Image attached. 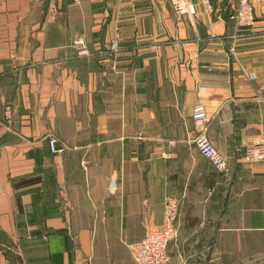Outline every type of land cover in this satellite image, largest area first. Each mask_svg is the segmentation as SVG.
<instances>
[{"label": "crops", "instance_id": "obj_1", "mask_svg": "<svg viewBox=\"0 0 264 264\" xmlns=\"http://www.w3.org/2000/svg\"><path fill=\"white\" fill-rule=\"evenodd\" d=\"M190 1L0 0V264H137L167 196L171 264H264V162L243 159L264 140V0L244 31L237 0ZM197 105L228 175L195 147Z\"/></svg>", "mask_w": 264, "mask_h": 264}, {"label": "built area", "instance_id": "obj_2", "mask_svg": "<svg viewBox=\"0 0 264 264\" xmlns=\"http://www.w3.org/2000/svg\"><path fill=\"white\" fill-rule=\"evenodd\" d=\"M79 2L80 0H71ZM173 8L178 14H194V5L190 0H170ZM206 9L212 11L210 0H202ZM230 19L234 22L236 31L251 29L255 24V8L253 0H237V6ZM120 43L118 29L114 34V50L116 51ZM81 55L88 53L83 47L79 52ZM232 55L235 49L231 48ZM6 117L11 119L12 110L7 108ZM193 119L198 126L199 133L194 139L195 147L199 154L207 159L212 166L222 174L228 175L231 171L229 160L214 145L208 136L209 116L202 105H197L194 109ZM49 149L52 154H61L65 146L53 134L47 136ZM164 158L170 159L169 153L162 154ZM244 161L247 163L264 162V140L246 146L244 150ZM3 182L0 176V194ZM181 203L172 196H167L164 200V217L160 228L149 232L141 241L130 244L129 248L137 264H171L169 257V246L175 242L179 236V217Z\"/></svg>", "mask_w": 264, "mask_h": 264}]
</instances>
